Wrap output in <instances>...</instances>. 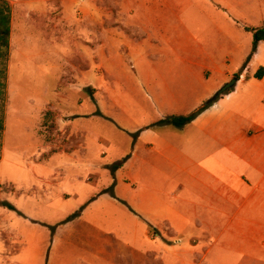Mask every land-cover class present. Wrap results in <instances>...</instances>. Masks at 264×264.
<instances>
[{
    "label": "crops",
    "instance_id": "0c3cea01",
    "mask_svg": "<svg viewBox=\"0 0 264 264\" xmlns=\"http://www.w3.org/2000/svg\"><path fill=\"white\" fill-rule=\"evenodd\" d=\"M6 1L8 52L15 51L16 31L32 25L48 44L53 41L50 52L60 55L62 68L79 71L65 83L99 81L82 70L99 66L104 0ZM110 2L111 29L103 33L111 38L112 107L127 110L120 91L141 105L136 112L144 117L123 126L131 138L128 157L113 177L109 163L92 165L85 178L62 176L74 201L64 213L81 208V216L97 224L92 257L99 264L119 260L111 254V240L140 249L152 243L150 254L145 248L122 257L143 264L149 255L160 264H264V39L249 55L253 31L245 29L262 26L264 0ZM58 35L64 42L60 50ZM235 74L234 85L204 105ZM57 97L58 121L65 125L63 115L73 116L64 129L69 140L59 142L66 156L62 169L74 159L68 150L88 149L85 133L94 132L80 124L78 109L94 98ZM200 108L181 127L155 125ZM111 180L113 195L107 191ZM60 227L72 234L79 230L80 242H91L83 239L89 228Z\"/></svg>",
    "mask_w": 264,
    "mask_h": 264
},
{
    "label": "rangeland",
    "instance_id": "374dc122",
    "mask_svg": "<svg viewBox=\"0 0 264 264\" xmlns=\"http://www.w3.org/2000/svg\"><path fill=\"white\" fill-rule=\"evenodd\" d=\"M109 4L110 0L101 2L99 66L93 70H87L85 66L82 70L85 74L87 71L93 73L90 78L95 82L99 80L97 83H65V77L77 79L79 71L62 68L60 55L50 52L51 45L55 46L53 41L48 44L42 30L32 25L16 31L15 51H9L6 60L0 62L3 122L0 136V264H99L92 257L97 247L93 242L97 224L81 216V208L64 213L72 207L67 204L74 201L70 183L62 176L85 178L93 173L92 165L109 163L106 167L111 172L109 176L113 177L119 167L115 166L128 157L125 149L131 138L122 132L123 126H128L129 120L140 121L144 117L136 112L141 110V105L133 103L134 98L126 97L120 91V103L127 105V110L115 109L111 103V38L103 33L111 29V14L107 13ZM56 25L60 27L59 22ZM63 45L62 36L58 35L57 49ZM53 63L56 66L52 69ZM59 94L74 101L85 96L94 98L92 104L84 102L78 109V115L82 113L78 116L80 124L94 132L92 135L85 133L88 149L85 153L81 147L68 150L74 159L71 166L62 169L60 162L66 156L59 142L64 144L69 140L64 129L73 116L63 115L65 125L58 121L53 108ZM40 177H47L49 181ZM113 181L107 187L110 193ZM64 224L89 228L84 231L90 234L83 239L89 238L91 242L81 243L79 230L72 234L73 229L60 227ZM152 245L149 243L140 249L139 244H117L111 240V254L119 259L112 264H143L122 257L145 248L150 254ZM3 255L8 262L4 261ZM146 262L160 264L151 255Z\"/></svg>",
    "mask_w": 264,
    "mask_h": 264
},
{
    "label": "trees",
    "instance_id": "16d2710c",
    "mask_svg": "<svg viewBox=\"0 0 264 264\" xmlns=\"http://www.w3.org/2000/svg\"><path fill=\"white\" fill-rule=\"evenodd\" d=\"M10 20H11V9L10 5L6 0H0V62L2 63L3 60H6V57L8 55V48H9V30H10ZM246 30H251L252 32V42H251V50L249 55L255 51L258 42L261 39H264V20L262 23V26L258 28H249L245 27ZM248 58V57H247ZM2 73V69L0 68V75ZM238 75L235 74V77ZM1 78V76H0ZM2 81L0 79V136L3 129V122H2V107H1V100H2ZM199 110L189 114V115H178V116H168L165 118H162L155 122V125H161V124H171L176 127H181L187 122L191 121L197 113L201 110ZM154 125V124H152ZM125 158V157H124ZM123 158L122 162L125 160ZM122 162H119L115 167L120 166ZM111 194L112 191H111ZM70 216L68 217V219Z\"/></svg>",
    "mask_w": 264,
    "mask_h": 264
},
{
    "label": "water",
    "instance_id": "95a60500",
    "mask_svg": "<svg viewBox=\"0 0 264 264\" xmlns=\"http://www.w3.org/2000/svg\"><path fill=\"white\" fill-rule=\"evenodd\" d=\"M236 81V77L231 78L228 82H225L208 100L204 102V105L211 104L214 102L221 94L226 92L229 88H231Z\"/></svg>",
    "mask_w": 264,
    "mask_h": 264
}]
</instances>
